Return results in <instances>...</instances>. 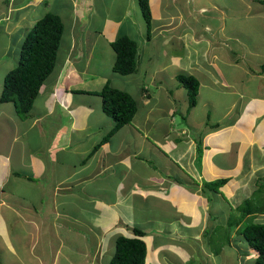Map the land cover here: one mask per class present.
I'll return each mask as SVG.
<instances>
[{"label":"crops","instance_id":"0c3cea01","mask_svg":"<svg viewBox=\"0 0 264 264\" xmlns=\"http://www.w3.org/2000/svg\"><path fill=\"white\" fill-rule=\"evenodd\" d=\"M70 1L62 8L63 0H0V97L34 24L54 13L65 25L56 68L31 112L20 117L28 120L21 132L12 120L19 117L15 104L0 101V264H111L118 237L134 238L136 227L145 233L146 264H257L258 253L237 232L242 224L233 231L231 221L250 202L254 215L246 220L264 224L257 211L264 209V49L255 40L248 51L244 27L229 28L233 0H186L196 22L178 35L184 0H149L150 33L140 0ZM247 1L256 9L244 8L245 17L264 18V0ZM235 8L233 18L242 13L239 0ZM123 35L140 42L134 40L139 66L133 74L141 77L140 92L129 93L138 112L88 158L113 127L98 94L120 76L113 72L112 42ZM99 49L113 53L108 76L91 72ZM153 50L167 60L149 72ZM82 51L89 56L79 59ZM188 58L218 71L210 83L194 75L198 65ZM186 66L200 83L191 109L178 82ZM231 150L232 164L219 165ZM221 179L227 183L218 191L203 190ZM90 210L97 221L88 230L81 217ZM69 240L82 241L74 248Z\"/></svg>","mask_w":264,"mask_h":264},{"label":"trees","instance_id":"16d2710c","mask_svg":"<svg viewBox=\"0 0 264 264\" xmlns=\"http://www.w3.org/2000/svg\"><path fill=\"white\" fill-rule=\"evenodd\" d=\"M140 5L147 32L150 33L153 27L150 2L149 0H140ZM64 31L65 25L57 14L48 13L38 20L23 41L18 66L4 78L0 101L1 103H14L17 114L21 118L31 112L44 82L56 68ZM112 48L116 54L114 72L122 76L135 74L139 66L137 43L123 35L112 42ZM178 82L187 91L189 109L196 107L200 89L197 78L182 75L178 77ZM99 94L103 101V111L112 119L113 127L88 158L117 132L132 123L139 108L135 98L126 92L111 88L109 84ZM198 144V160H200L203 146L201 142ZM226 183V179L206 182L203 190L218 191ZM257 211L264 213V209H257ZM239 213V217L235 216L231 221L233 231L242 224L237 230L238 234L242 235L247 244L258 253L257 264H264V224L247 223L246 218L254 215L250 202L240 208ZM134 234V238L118 237L116 252L111 264H146L147 247L142 239L145 233L142 228L136 227ZM67 244L79 248L75 240L68 241Z\"/></svg>","mask_w":264,"mask_h":264},{"label":"rangeland","instance_id":"374dc122","mask_svg":"<svg viewBox=\"0 0 264 264\" xmlns=\"http://www.w3.org/2000/svg\"><path fill=\"white\" fill-rule=\"evenodd\" d=\"M185 1L186 0H184L183 1V3H181V8L183 9V14H181L180 16V18H178L176 21H175V23H176V25L180 28V29H177V31H176V35H178L179 33H180V31L181 30H183V31H185V30H187L189 27H191V25H193V23L194 22H196L195 20H194V17L192 16H190L187 12L188 11H190L191 9H192V7L191 6H189V5H186V7H184V5H185ZM210 2H211V0H209ZM218 2H220V3H223V1L224 0H217ZM240 1V5H241V11H242V13L240 14V15H238L237 17H235V18H233V16L236 14V12H237V10H236V8H235V2H236V0H233V2L230 4V8L233 10V14L232 13H228L227 14V16L225 17V19H227L228 21H229V19H231V21H232V26L230 25V23L228 22V21H225V22H228V25H229V28L230 27H234V26H236V25H239L240 26V28H242V27H244V34H246V39L248 40V42H249V45H247V47H248V51L251 49V50H254L255 49V47L253 46V45H251V43H254V41L255 40H257L258 42H257V44H256V48L258 47V50L259 51H262V48L264 49V45L262 44V43H264V34H263V32H261V29H260V26H262V27H264V18H262L261 16L263 15H259V13L257 14V15H254L253 16V18H249V17H245V14L243 13V9L245 8V10H248V11H253V10H255L256 9V4L255 3H251V2H246V4L245 5H243V0H239ZM7 4H8V2H6ZM64 4H66V7H67V5L68 4H70V5H72L71 4V1L70 0H63V2H62V8L64 7ZM207 4V3H206ZM56 5V4H55ZM55 5H52V7L54 8L55 7ZM1 7V6H0ZM42 9V11L43 10H45V6H42L41 7ZM125 9V8H124ZM137 11V10H136ZM117 13V12H116ZM141 11L140 10H138L137 12H133V15H137V16H139V18L142 16L141 14ZM217 16H220V14L219 13H215ZM14 17H15V19H16V17H17V14H14ZM144 22V21H143ZM223 20H221L220 22H219V25L221 26L222 24H223ZM145 23V22H144ZM157 25V23H155L154 22V25ZM159 25V24H158ZM157 25V26H158ZM90 37H92L93 36V33L92 34H90L89 35ZM142 37H143V35L141 34L140 35V37H139V40L140 39H142ZM130 38H132L133 40H135V41H137V43L139 44L140 42H139V40L138 39H136V38H134V36H132L131 35V37ZM192 38V37H191ZM259 43H261V44H259ZM262 45V46H261ZM186 48H190V44L189 45H187V47ZM84 52V53H83ZM100 52V49L99 50H97V57H96V60H94L93 61V63H92V65H91V72H94L95 70H97V71H99L100 73H101V75H103V76H108L109 74H111V67H110V61H112V60H114L113 59V53H112V55H107V54H105V53H99ZM81 53H83V55H82V57H81ZM79 55V59H84V58H86V57H88L89 56V51H82V52H77V56ZM159 55V56H158ZM81 57V58H80ZM11 58H12V60H14V58H15V55H13V54H11ZM164 60L166 61L167 60V57H165L164 55L163 56H161L160 54H158L157 52H156V50H153V58H152V61H151V63H150V68H149V72L151 71V70H153L154 68H156L159 64H164ZM188 60H189V63H192V64H194V65H198V68H193V70H194V75L195 76H198L199 78H201V80H203V82H211V77H213V76H215L216 75V72H218V71H214V69L212 68V67H208L207 65H205L203 62H200L201 60H196V59H194L193 61H191V58H188ZM144 63H146V62H144ZM16 64H17V61H16ZM15 66V65H14ZM187 67V66H186ZM151 68H153V69H151ZM160 67L158 66V69H159ZM139 69H140V67H139ZM189 70V72H190V69H188V67H187V69H185L184 70V72H183V74H186V75H188L187 74V72L186 71H188ZM114 72V71H113ZM163 72V71H162ZM169 71L167 70V74H164V73H162V75H163V77H165L166 79H165V81H164V84H167V87H168V85H170L171 84V78H170V75H172V71H170L169 73H168ZM253 77H255V76H253V75H251V74H249V78H253ZM131 78V79H130ZM159 79V78H158ZM141 83V77L140 76H134V75H132V76H130V77H124V76H119V78L118 79H116L115 77H113V78H111L110 79V82H109V86L111 87V88H114V89H117V90H120V91H123V92H126V93H130V94H133V95H138V93L140 92V88H139V84ZM251 82H249V84H250ZM105 86L107 85V84H104ZM102 86V88H104L105 86ZM101 88V89H102ZM139 89V90H138ZM252 89H254L255 90V88L254 87H250L249 88V92L251 91V92H253L252 91ZM103 90V89H102ZM101 90V91H102ZM100 91V92H101ZM155 92V90H153V91H151V93H154ZM99 96H100V94H98ZM182 96V95H181ZM205 97L207 96V95H204ZM183 97L185 98L186 97V91H185V89H184V92H183ZM100 98L102 99V97L100 96ZM239 99V98H238ZM199 100V99H198ZM237 100V98H234L233 100H232V102H234V101H236ZM186 101H187V99H186ZM186 101L185 100H181V104H182V106L184 107V108H186L187 107V105H186ZM223 102H221V104H222ZM221 104H219V107H217L218 109H220L221 108ZM102 107H103V101H102ZM102 109V108H101ZM100 109V110H101ZM98 112L99 111H96V114H98ZM102 113V112H101ZM95 114V115H96ZM20 117L21 116H19V117H17V120L13 117L12 118V120H13V122L17 125V127H18V129H19V131L21 132L22 131V129H24L25 127H26V125H27V123H28V120L27 121H25V122H21L20 121ZM189 117H191V118H195V122H196V118H198V117H196V115L195 114H192V113H190L189 114ZM217 117H218V115H217ZM199 119V118H198ZM233 155H234V151L233 150H231V157H227V156H224L223 157V161L219 164V165H223V166H229L230 164H232V158H233ZM203 161H204V158H203V160L202 159H200V160H198V162H197V164H199V166L200 167H202V165H203ZM205 163V162H204ZM180 184V183H179ZM93 206V204H88V209H91V208H93L92 207ZM234 215H236V213L234 214ZM233 215V216H234ZM85 217L87 218V229L89 230V229H92L91 227H90V224H93V221H97V216L96 215H94V213H93V211L92 210H90V211H87V213H85L81 218H84L85 219ZM251 221H247V223L249 224ZM83 224V223H82ZM81 227V230H83V231H85V226H84V224L83 225H80ZM78 229V228H77ZM2 230V229H1ZM0 230V231H1ZM86 232V231H85ZM87 234V236H88V233H86ZM62 235V234H61ZM61 237H63V236H61ZM69 237H73L74 239H75V237H77L76 235H74V234H72V235H70ZM79 238V237H78ZM69 241H71V240H69ZM76 241H82V240H76ZM89 247H91V249H93V250H96V246L91 242L90 243V245H89ZM111 250H112V254H111V257L112 256H114V254H115V252H116V250H115V247H112L111 248ZM78 252H82V250L81 249H79V250H77ZM109 255V254H108ZM107 255V256H108ZM106 256V257H107ZM110 257V258H111ZM110 260V259H109ZM108 263V262H107Z\"/></svg>","mask_w":264,"mask_h":264},{"label":"clouds","instance_id":"9594fccd","mask_svg":"<svg viewBox=\"0 0 264 264\" xmlns=\"http://www.w3.org/2000/svg\"><path fill=\"white\" fill-rule=\"evenodd\" d=\"M19 59H20V57H19ZM18 64H19V62H18ZM17 66H18V65H17ZM44 83H45V82H44ZM113 257H114V256H113ZM113 257H112V258H113ZM111 260H112V259H111Z\"/></svg>","mask_w":264,"mask_h":264}]
</instances>
